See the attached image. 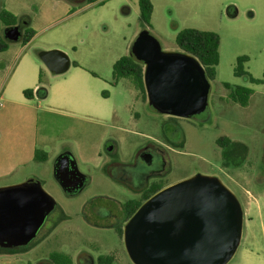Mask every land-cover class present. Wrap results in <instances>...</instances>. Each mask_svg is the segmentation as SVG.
I'll list each match as a JSON object with an SVG mask.
<instances>
[{
	"label": "rangeland",
	"instance_id": "obj_1",
	"mask_svg": "<svg viewBox=\"0 0 264 264\" xmlns=\"http://www.w3.org/2000/svg\"><path fill=\"white\" fill-rule=\"evenodd\" d=\"M71 1L68 11L55 12L47 0H0V11H22L29 18L56 13V22L39 33L34 48L65 49L86 70V108L74 93L73 104L62 107L65 115H44L39 124L38 147L49 160L34 163L33 170L56 207L31 244L14 252L0 247V264H70L72 258L74 264H86L85 253L96 261L111 255L114 264H135L124 241L131 213L126 203L135 196L118 180L114 164L133 163L150 145L166 152L167 167L157 175L163 185L209 175L237 196L244 210L242 238L227 264H264V0H151L150 24L140 18L139 0ZM232 6L237 16L230 15ZM185 28L213 31L221 38L216 75L208 78V109L195 118L160 113L150 106L146 88L113 77L115 62L131 55L139 33L150 32L163 50L176 52L181 51L176 37ZM241 56L248 57L243 63L247 74L236 76ZM42 64L47 84L76 70L57 73ZM226 83L251 89L247 106L231 99ZM221 137L247 145L241 167L223 166ZM65 151L88 178L74 195L63 190L54 173ZM106 211L112 214L103 217ZM54 220L59 224L54 226Z\"/></svg>",
	"mask_w": 264,
	"mask_h": 264
},
{
	"label": "water",
	"instance_id": "obj_2",
	"mask_svg": "<svg viewBox=\"0 0 264 264\" xmlns=\"http://www.w3.org/2000/svg\"><path fill=\"white\" fill-rule=\"evenodd\" d=\"M21 36L19 26L4 30L10 41ZM130 54L144 64L145 88L154 110L195 118L208 109L210 81L196 57L163 50L148 31L136 36ZM40 57L57 73L70 67L69 57L60 50L41 51ZM65 161H71L69 169L77 179L74 189L83 188L86 176L68 154L55 162L56 179L67 187L61 175ZM55 207L56 201L37 180L0 188V246L29 245ZM243 219L240 201L219 178L197 174L145 200L125 225V246L135 264H227L240 245Z\"/></svg>",
	"mask_w": 264,
	"mask_h": 264
},
{
	"label": "crops",
	"instance_id": "obj_3",
	"mask_svg": "<svg viewBox=\"0 0 264 264\" xmlns=\"http://www.w3.org/2000/svg\"><path fill=\"white\" fill-rule=\"evenodd\" d=\"M47 1L55 9L52 11L57 12L58 8L62 11L70 9L69 0ZM232 8L230 15L235 11L238 14V9L234 6ZM10 10L17 16H25L22 11ZM53 15L56 13L49 12L42 17L29 18L30 27L36 32L33 40L26 45L14 41L7 50L0 51V188L29 180L38 181L33 165L40 163L36 160V153L40 151L39 124L44 115L54 112L65 115L62 107L73 104L71 96L74 93L81 96V108H86V70L79 60L71 59L65 49L62 50L70 59L69 68L74 67L76 70L70 77L55 81L53 79L48 84L42 79L44 61L40 52L44 49L34 48L33 41L40 32L49 29L56 22L58 17ZM73 62H77L79 66L73 65ZM39 87L48 89L47 97L42 98L37 94ZM28 89L32 90L31 97L24 94ZM62 154L74 158L70 152ZM48 160L42 162L47 163ZM72 262L74 264V258Z\"/></svg>",
	"mask_w": 264,
	"mask_h": 264
},
{
	"label": "trees",
	"instance_id": "obj_4",
	"mask_svg": "<svg viewBox=\"0 0 264 264\" xmlns=\"http://www.w3.org/2000/svg\"><path fill=\"white\" fill-rule=\"evenodd\" d=\"M71 3L72 1L69 0ZM90 3H96L100 0H88ZM74 2V1H73ZM141 15L140 18L143 23L150 24L151 16L153 13V3L151 0H139ZM231 12V10H230ZM28 16H16L6 9L0 11V51L8 49L9 44L12 42L4 37V30L6 28H12L19 26L22 30V36L20 41L24 45L30 43L36 35L33 28L30 27V21ZM177 44L181 48V51L189 53L196 57L203 65L206 75L209 79H212L216 75V66L220 62V35L213 31L200 30L196 28H185L181 30L176 37ZM247 56H241L238 58L237 66L235 68V75L242 76L247 74L244 69V61H247ZM73 65L79 66L77 62H73ZM113 77L117 82L122 78H130L136 87H140L145 90L144 83V64L137 61L132 55L123 56L117 60L113 66ZM41 78V75H40ZM252 82H262L256 80L250 76ZM230 91L231 99L239 103L242 106H247L252 94L251 89L245 86L232 87L230 84H225ZM24 94L27 97L32 96V90H25ZM37 94L45 98L48 95V89L46 87H39ZM107 97L108 94L105 93ZM218 144L221 148L223 157V166L229 167L235 165L241 167L245 162L246 154L248 152L247 145L233 141L228 137H221L218 139ZM47 159L46 154L40 151L36 153V160L42 162ZM240 159V161H237ZM158 190V189H157ZM140 205H138L139 207ZM135 207L132 213L138 208ZM24 249V247H22ZM70 264H73L72 259H69ZM97 264H114V257L111 255H101L98 257Z\"/></svg>",
	"mask_w": 264,
	"mask_h": 264
},
{
	"label": "flooded vegetation",
	"instance_id": "obj_5",
	"mask_svg": "<svg viewBox=\"0 0 264 264\" xmlns=\"http://www.w3.org/2000/svg\"><path fill=\"white\" fill-rule=\"evenodd\" d=\"M71 161L63 162L61 167V175L65 179L64 181L67 187L64 188L59 183L60 186L68 195L77 194L88 183V178L86 177V182L84 187L81 189H74V187H76L77 184V179H75L73 172L69 169V163ZM167 163H168V159L166 156V152L161 148H159L157 145H150L147 148H144L139 153V155L136 157L133 163L131 162L127 164H122V163L114 164V167L117 170L118 180L124 184L125 189L129 191L130 194L135 196L126 203V206L131 210L128 220L134 214L132 213L133 211L132 209L138 207V205H141L145 200H147L151 195H153L157 191L168 186V185H163L161 179L157 177V175H161L164 173L167 167ZM140 198H142L141 199V201L143 200L142 202L138 201ZM111 214H112L111 211H106V213L102 214V216L109 217V215ZM52 224L54 226L58 225L59 221L54 220ZM22 247L4 248V249L9 250L10 252L12 251L14 252L22 249ZM97 261L93 259L89 254L85 255L86 264H97Z\"/></svg>",
	"mask_w": 264,
	"mask_h": 264
}]
</instances>
